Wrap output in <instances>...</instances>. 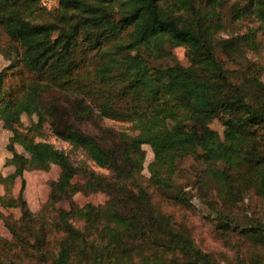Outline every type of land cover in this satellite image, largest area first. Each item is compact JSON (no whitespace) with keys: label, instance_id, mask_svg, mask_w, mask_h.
Wrapping results in <instances>:
<instances>
[{"label":"trees","instance_id":"1","mask_svg":"<svg viewBox=\"0 0 264 264\" xmlns=\"http://www.w3.org/2000/svg\"><path fill=\"white\" fill-rule=\"evenodd\" d=\"M224 3L58 0L45 9L59 11L60 19L34 21L33 5L43 8L40 0H0V31L23 48L20 60L32 74L31 81L14 92L5 89L6 70H0V120L11 132L6 162L13 166L8 174L0 171V182L21 179L18 194L0 195V203L19 207L21 219L37 231L30 240L10 224L15 240L49 259L48 264H129L133 255L143 264H160L153 251H144L179 241L184 242L183 251L212 264L185 229L176 226L172 215L156 205L148 188L187 204L186 192L174 177L179 161L195 154L204 163L197 188L209 204L216 201L204 188L209 182L224 201L249 185L264 195V65L246 60L233 79L215 52V44L228 56L256 47L260 27L249 26L239 35L216 39ZM244 11L264 30V0H247L235 16ZM176 45L186 47L188 64L157 62ZM89 58L93 67L82 69ZM23 113L35 114L36 119L24 124ZM97 116L131 122L135 131H121L117 146L105 145L77 124ZM215 117L224 126L223 136L208 125ZM45 130L82 148L109 172L82 167L64 149L35 139ZM143 144L153 153L145 183L140 173ZM52 164L58 165L59 172L49 181L51 201L70 199L78 190L101 191L107 198L77 210L60 206L50 215L51 207L44 205L32 213L23 196V172L47 170ZM79 171L81 182L74 180ZM46 214L50 226L60 231L48 257L43 233ZM11 243L4 239L0 250ZM0 264L10 263L0 258Z\"/></svg>","mask_w":264,"mask_h":264},{"label":"rangeland","instance_id":"2","mask_svg":"<svg viewBox=\"0 0 264 264\" xmlns=\"http://www.w3.org/2000/svg\"><path fill=\"white\" fill-rule=\"evenodd\" d=\"M110 3L117 0H102ZM247 0H225L221 8L222 26L216 33L218 37H228L239 35L246 31L249 26L260 27L256 39V47L248 46L242 51H233L231 55L225 53L223 48L215 44L217 57L223 62V66L229 73L230 78L235 79L236 71L243 70L246 60H253L260 65H264V30L261 28L257 19L248 12H243L240 16L236 15V9L243 7ZM44 8V7H43ZM39 5H33L32 18L34 21H57L60 19V12L57 10H46ZM20 44L9 39L3 31H0V70H6L5 89L13 90L25 86L32 79V74L23 66L20 60L22 51ZM170 55L157 60L158 63L168 64L179 62L188 64L189 58L184 45L170 47ZM88 65L83 68H92L94 62L87 59ZM264 71V68L262 69ZM36 119V115H27L23 113L21 120L24 124L30 123ZM80 127L90 134L97 135L101 143L110 146H117L121 143L119 133L125 131L132 133L135 130L131 122L121 121L110 118H96L77 122ZM209 127L216 130L220 136H223L224 126L217 117L211 119ZM264 130V127L262 128ZM10 131L2 126L0 120V171L2 174H8L13 170V166L6 162L11 153L6 148V143ZM35 139H45L54 145L68 152L72 160L82 167L90 168L99 173H108V169L98 165L88 158L84 150L75 147L58 137L52 132L45 130L43 136H36ZM18 151H23L19 144H15ZM145 149V160L143 169L140 171L144 183L148 177L147 164L152 159L153 153L148 144H143ZM204 167L202 160L195 154L183 157L178 163V170L175 174V182L186 192L188 198L187 204L177 203L155 187H149L152 200L157 203L161 209L169 212L176 226L185 229L192 244L207 254L212 264H264V195L259 194L252 185H249L244 192L230 196L231 200L221 199L215 184L209 182L206 188L208 196L213 201L212 204L204 201L197 188V174ZM59 167L52 164L49 169H27L23 172L25 186L23 196L32 213L39 212L40 208L51 207V214L55 209L63 206L70 210H77L81 205L91 202L94 204L103 203L107 195L101 191L81 190L75 191L70 199L62 201H51L49 199V181L56 179ZM83 175L79 171L74 180L83 181ZM199 183V181H198ZM21 186V179L17 177L13 182L4 184L0 182V195L16 196ZM50 215L46 214L44 219L45 230L43 233L47 238V257L51 254L53 247V238L59 235L57 228L50 226ZM28 223V222H27ZM21 219V210L17 206H7L0 203V245L4 239L12 241L0 250V258L10 264H36L38 259L45 264L49 259L34 253L29 245H23L15 240L14 235L9 230V225L21 233L23 237L33 240L37 231H31L29 223ZM184 244L179 241L176 244L167 246L150 247L144 252L153 251V257H159L160 264H191L196 260L204 264L200 257H196L193 252L188 253L180 248ZM186 244V243H185ZM189 248V246H188ZM190 249V248H189ZM129 264H143L138 255H133Z\"/></svg>","mask_w":264,"mask_h":264},{"label":"built area","instance_id":"3","mask_svg":"<svg viewBox=\"0 0 264 264\" xmlns=\"http://www.w3.org/2000/svg\"><path fill=\"white\" fill-rule=\"evenodd\" d=\"M58 0H40V4L46 8V9H50L53 6H55V4L57 3Z\"/></svg>","mask_w":264,"mask_h":264}]
</instances>
